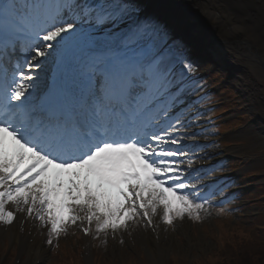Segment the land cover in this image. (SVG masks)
I'll list each match as a JSON object with an SVG mask.
<instances>
[{
  "label": "snow or ice",
  "instance_id": "snow-or-ice-1",
  "mask_svg": "<svg viewBox=\"0 0 264 264\" xmlns=\"http://www.w3.org/2000/svg\"><path fill=\"white\" fill-rule=\"evenodd\" d=\"M215 7L224 41L264 65L254 52L264 53V0ZM197 73L173 23L144 0H0L4 238L16 242L8 229L28 225L55 248L74 228L106 247L150 231L153 264L161 225L240 211L193 167L187 141L201 134L207 98Z\"/></svg>",
  "mask_w": 264,
  "mask_h": 264
},
{
  "label": "rangeland",
  "instance_id": "rangeland-1",
  "mask_svg": "<svg viewBox=\"0 0 264 264\" xmlns=\"http://www.w3.org/2000/svg\"><path fill=\"white\" fill-rule=\"evenodd\" d=\"M177 12L181 13L180 10ZM177 12L173 11L172 14L175 20L179 15ZM174 35L187 44L190 53H194L196 42L190 36ZM194 37L197 40L200 35ZM201 56L206 60L202 66L205 75L198 77L205 84L203 90H210L212 87L217 90L212 89L213 92L210 91L205 101L199 105L202 128L193 130L201 133L199 138L206 142L201 150H224L218 155L223 161L215 164L213 170L203 171L201 175L205 183L210 180L217 183L215 198L234 196L225 206L239 207L240 211L225 216L214 214L200 224L185 220L187 226L184 233L172 230L174 248L167 251L164 264H208L207 258L213 253L218 256L216 264H236L240 258L248 264L254 259L261 262L264 261V70L260 74L257 66H251L250 60L245 59L247 63L243 57H237L240 62H246L254 72V83L242 75L238 78L230 77L231 70L224 71L220 66H215L207 52H201ZM211 68L213 70L209 71ZM253 93L256 94L255 98H252ZM215 104L218 106L213 107ZM214 121H219L213 124L216 134L213 126L209 125ZM244 126L246 129L241 130ZM197 151L192 147V152L195 153L194 168L203 162V158L211 156L207 154L199 158ZM29 229L26 225L24 232L29 234ZM241 232L250 239L240 243ZM36 235L47 252L45 260L38 261V264H85L90 260H93V264H145L146 260L145 249L138 244L130 245L125 240V244L120 245L109 239L105 247L100 241H94L90 237H85L88 240L84 239L74 228L69 229L67 236L60 238L58 247L55 248L45 244L46 235ZM88 243L90 247L86 250L85 245ZM86 251L90 252V258H85ZM243 252L248 256L243 257ZM26 259L19 243H10L0 235V264H24ZM153 264L158 263L154 261Z\"/></svg>",
  "mask_w": 264,
  "mask_h": 264
},
{
  "label": "bare ground",
  "instance_id": "bare-ground-1",
  "mask_svg": "<svg viewBox=\"0 0 264 264\" xmlns=\"http://www.w3.org/2000/svg\"><path fill=\"white\" fill-rule=\"evenodd\" d=\"M161 1V2H160ZM158 1V5L160 10L169 11V10H180L183 15L182 21L184 25L189 28L190 33L195 35H200L196 41L199 48H204V52H207L210 56V61L214 63L215 66H220L224 71H228L229 69H238L243 68V76L246 79H250L251 82L254 81L253 77L255 74L253 71L249 69L248 66L242 65L237 57L240 56L245 57V59L250 60L249 55L246 51L241 48L239 45H232L229 46L228 43L224 41L222 35V29L217 23L215 17L216 7L215 5L219 2V0H160ZM183 30V29H182ZM255 54L259 57L264 55L261 53L260 50H254ZM258 70L260 74H263L264 65L257 64ZM256 71V72H257ZM231 73V72H230ZM229 73V74H230ZM253 75V77H252ZM199 124V123H198ZM197 128V127H196ZM200 129V128H197ZM187 143L191 144L195 149L199 148L197 146L203 144L202 138H197L195 141H187ZM215 150V149H214ZM201 151L198 150L196 153L199 158H202L203 155L207 154H218V151ZM217 151V152H216ZM215 161L218 160L215 156ZM204 159V158H203ZM205 160V159H204ZM203 166L198 167V169L203 171L206 168H209V164L204 161ZM209 182H212L211 180ZM185 226H187L186 221L180 223L177 222L176 231H182L184 233ZM29 234L26 232L20 233L18 231V227H13L8 229L10 234L14 233L17 237L15 243H19L21 247V252L23 249L24 255H26L27 259L25 260L24 264H31V262H37L36 254L39 253V260L43 261L47 257V252L44 248L42 242H38L36 239L37 233H42L44 230L37 229L35 227L29 226ZM4 229L0 227V235L3 237ZM27 234V235H26ZM42 235V234H41ZM43 237V235H42ZM36 239V241H35ZM125 240L128 244H138L141 247L147 246L148 248L152 249L153 251L157 248V241L153 234L148 231L145 232L143 230H139L137 233H134L132 237H128L125 235ZM174 240V235L172 234V230H168L167 232L163 231V225H161L160 230V240L158 242V246L160 249L163 250L162 258L157 259L158 264H164V256L167 255V251H172L174 246L172 241ZM8 242H10L8 240ZM13 243V242H10ZM31 255V258L29 257ZM40 261V262H41ZM24 262V261H23ZM23 264V263H21Z\"/></svg>",
  "mask_w": 264,
  "mask_h": 264
},
{
  "label": "clouds",
  "instance_id": "clouds-1",
  "mask_svg": "<svg viewBox=\"0 0 264 264\" xmlns=\"http://www.w3.org/2000/svg\"><path fill=\"white\" fill-rule=\"evenodd\" d=\"M221 227H223V226H221ZM240 237H241V239H240V241H239L240 243H243V241H244L245 239H250V237H248V236H247L245 233H243V232L240 233ZM217 259H218L217 254H215V253L210 254V255L208 256V258H207V260H208V264H216Z\"/></svg>",
  "mask_w": 264,
  "mask_h": 264
},
{
  "label": "trees",
  "instance_id": "trees-1",
  "mask_svg": "<svg viewBox=\"0 0 264 264\" xmlns=\"http://www.w3.org/2000/svg\"><path fill=\"white\" fill-rule=\"evenodd\" d=\"M242 254V256L243 257H247L245 254H244V252L243 253H241ZM236 264H248L246 261H244V260H242L241 258L238 260V262L236 263ZM249 264H264V261H257V260H253V261H251Z\"/></svg>",
  "mask_w": 264,
  "mask_h": 264
}]
</instances>
